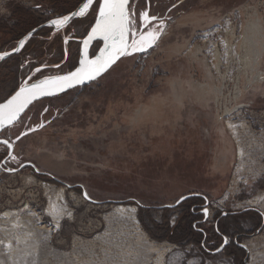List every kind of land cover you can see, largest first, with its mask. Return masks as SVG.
<instances>
[{"label":"rangeland","instance_id":"374dc122","mask_svg":"<svg viewBox=\"0 0 264 264\" xmlns=\"http://www.w3.org/2000/svg\"><path fill=\"white\" fill-rule=\"evenodd\" d=\"M132 5L137 13L147 9L164 20L156 46L124 57L97 82L36 103L1 135L14 142L16 159L7 163L9 169L30 162L52 179L31 169L5 172L0 146V215L20 212L19 227L10 222L2 225L5 233L0 229V264H156L152 242L169 250L165 264H205L211 260L186 242L182 231L185 209L193 201L167 208L192 194L202 196L206 206L208 200L213 219L244 212L238 222L247 235L244 243L251 240L248 264H264V224L259 228L264 219V79L253 83L251 77L248 84L241 65L252 12L264 33V0H134ZM76 6L77 0H0V53H12L0 60V102L29 76L34 81L77 67L91 15L59 31L47 25ZM41 19L44 30L37 22ZM233 28L236 37L228 32ZM33 29L25 47L13 52ZM37 67L41 73H35ZM258 71L264 77V52ZM235 85L240 98H235ZM217 87L223 97L215 93ZM68 185L83 186L100 204L89 203L82 188ZM213 222L204 228L211 232Z\"/></svg>","mask_w":264,"mask_h":264},{"label":"snow or ice","instance_id":"6c2138e0","mask_svg":"<svg viewBox=\"0 0 264 264\" xmlns=\"http://www.w3.org/2000/svg\"><path fill=\"white\" fill-rule=\"evenodd\" d=\"M89 15L92 17V22L89 23L90 31L86 30L85 38L82 40V48L78 50V66L63 75L45 76L43 79L34 81L33 77L29 76L28 80L19 85L15 94L0 102V129L12 126L28 105L37 98L58 95L76 86L90 83L112 68L121 57L147 52L156 46L165 26L162 18L150 15L147 9L137 13L130 0H96L95 5L94 0H77L75 10L69 14L49 19L47 25L50 29L55 28L59 31L68 26L75 18H87ZM33 32L35 29L20 39L18 46L14 47L12 51H21L25 47L26 41L32 37ZM93 41H102L103 47L90 55L89 46ZM64 42L68 43L67 37ZM11 54L7 51L0 53V60H4ZM41 71V68H35V73H41ZM19 139L18 135L17 140ZM0 145H3L8 157L16 159L13 155L14 142L3 139L0 140ZM8 170L14 171V169ZM84 196L90 199L86 192ZM186 199L188 197L181 196L175 205H167V207H175ZM193 211L197 210L193 209ZM198 211L207 220L208 207L202 205ZM68 215L70 216L71 213ZM214 231L220 234L222 239L220 245L212 253L213 255L222 253L230 244L229 236L221 232L219 226H216Z\"/></svg>","mask_w":264,"mask_h":264},{"label":"bare ground","instance_id":"6f19581e","mask_svg":"<svg viewBox=\"0 0 264 264\" xmlns=\"http://www.w3.org/2000/svg\"><path fill=\"white\" fill-rule=\"evenodd\" d=\"M228 32L230 33V35L232 34L234 37L237 36L235 31H234V28L233 29H229ZM204 36H206V35H204ZM242 48L245 51V53H244V55H243V57L241 59V63H242L241 65H242V67L244 69L243 70V75H244V77L247 78L248 84L251 81V77L253 78V80H252L253 83H256L258 81H262L264 79V77H262V78L259 77L260 75H259V71H258V66H259V60L261 59V57L263 55V52H264V33H263V26L261 24V21L258 18L257 13L255 14V12H252V14L248 16V20H247L246 26L244 28V37H243ZM199 53H200V51H197V53L195 54L194 58L199 57ZM215 56H216V60H217V63H218V70L221 71V69H222L221 68L222 61H221V57L219 56V52L218 51H216ZM232 59L235 60L236 59V55H233ZM234 62L237 63V61H234ZM241 65H239L240 68H242ZM214 70H216V69H214ZM218 70H216V71L218 72ZM240 73H242V72L240 71ZM226 77L227 76L224 75L223 82H224ZM238 83L239 82H237V84ZM236 86L237 85H235V87ZM236 88H237V93L235 95V98H240L241 97V91L239 90L238 87H236ZM215 93L217 95L221 96V97L224 96V93H223V90H222L221 87H217L215 89ZM229 113H230V111L227 110V114L226 115H228ZM226 126H227L228 129H230L231 133H233V134L236 133L237 129L233 126L232 122H230L228 120L226 122ZM238 150H239L238 151V157L240 159H242L244 157V154H245L244 148L241 145H239ZM255 203L256 202H251V201L249 202V204H251V205H255ZM50 209L52 210V208H50ZM126 210H127L126 208L123 209V207H122L120 212L123 213ZM19 214H20L19 211L18 212L6 211L2 215H0V229L2 230L3 233L6 232L5 227H2L3 224H7V223H10V222H13L14 227H16V228L19 227L20 222H16L15 221ZM143 235H145V234H143ZM145 237H146L145 241L147 242L148 241L147 240L148 237L146 235L144 236V238ZM5 241H6L5 242V244H6L5 246L10 247L8 239H6ZM148 245H149V250H151L152 252L157 254L156 264H165V257L167 255V253L169 252L167 247L162 245V244H156V243H153V242L152 243H148Z\"/></svg>","mask_w":264,"mask_h":264},{"label":"flooded vegetation","instance_id":"af4514ba","mask_svg":"<svg viewBox=\"0 0 264 264\" xmlns=\"http://www.w3.org/2000/svg\"><path fill=\"white\" fill-rule=\"evenodd\" d=\"M6 158H7V155L4 157V159ZM10 160L11 158L7 161V163ZM27 163H30V162H25V163L20 164L18 168H20L22 165H26ZM4 168L9 169L7 164L4 166ZM25 169L33 170V168L29 165H26L23 171ZM199 209L200 208H198V210ZM208 209L210 208L208 207ZM242 214L244 215V212L243 213H221L220 217H215L213 219L212 215H210L209 213L208 220H211L212 222L214 220V222L210 224L213 227L212 231L209 232L207 229L204 228L208 220L205 221V219L203 218V214L200 211H198L195 215L196 219L198 218V220H196V222L193 224L195 237H193L192 235L189 236L187 234L186 242H189L190 244L198 245L200 247V249L203 251L202 255L205 257V259L208 258L211 260V261H208L206 259L205 264H248L249 253L247 249L249 247L247 243L251 240H249L246 244L244 243L245 237H247V235L244 232V230H242L239 227V222H238L240 220L239 217ZM263 224H264V219L260 221L259 228H261ZM216 226H219L221 232L229 236L230 244L226 247V250L223 251L222 253L213 255L212 253L214 252L215 248L218 245H220L221 239H222L220 234L214 231V228ZM245 247L247 249H245Z\"/></svg>","mask_w":264,"mask_h":264},{"label":"water","instance_id":"95a60500","mask_svg":"<svg viewBox=\"0 0 264 264\" xmlns=\"http://www.w3.org/2000/svg\"><path fill=\"white\" fill-rule=\"evenodd\" d=\"M134 0H130V3H132ZM90 31V30H89ZM85 38V37H84ZM96 44H100L101 46L100 47H103V42L102 41H93L91 44H90V46H89V53H90V55L92 54V52H93V49H94V47H95V45ZM80 48H82V42H81V46H80ZM124 57H121L113 66H112V68L120 61V60H122ZM77 66H78V63H77ZM112 68H110L106 73H104L101 77H99V78H97L96 80H94V81H92V82H90V83H85V84H83V85H79V86H76V87H74V88H72V89H69V90H67V92H63V93H60V94H58V95H50V96H44V97H40V98H37L36 100H34V101H32V103H30L29 105H28V107L24 110V112H22L21 114H20V117L17 119V121L12 125V126H10V127H6V128H4V129H0V140H3L4 138H1V135L3 134V132H5L6 130H8V129H10V128H12V127H14L19 121H20V119L23 117V115L32 107V106H34L36 103H38V102H41V101H45V100H51V99H55V98H60V97H62V96H64V95H67L68 93H70V92H72V91H74V90H77V89H81V88H84V87H86V86H88V85H90V84H92V83H94V82H97L98 80H100L101 78H103L106 74H108V72L112 69ZM13 94H15V92L13 93ZM12 94V95H13ZM1 146V145H0ZM13 153H14V149H13ZM10 159V157H8L7 156V158L6 159H4L3 161H2V164H1V169H3L5 172H7V173H9V174H14V175H16V174H20L22 171H23V169L25 168V166L26 165H29V166H31L32 168H33V170H34V172L37 174V175H40V174H43L42 172H40L38 169H37V167L34 165V164H31V163H27L26 165H22L20 168H18V169H14V171H9L8 169H5L4 168V166L7 164V161ZM44 174H46V173H44ZM49 175V174H48ZM51 176V175H50ZM55 181L57 180L56 178H53ZM82 188L83 190H82V196L84 197V199L86 200V201H88L89 203H91V204H94V205H98V204H100V203H98V202H96V201H94V200H92V199H88V198H85V196H84V193L86 192V190L83 188V186H81V185H76V186H67V188L68 189H73V188ZM87 193V192H86ZM186 197H188V199H186V200H184L181 204H183L184 202H186V201H188V200H190V199H193V198H197V197H202V196H200V195H198V194H192V195H188V196H186ZM181 204H179V205H176L175 207H167L168 209H171V210H173V209H176L178 206H180ZM207 207H209V202H208V200H207ZM208 218H209V216H208ZM208 218H207V220H208ZM207 220H205V221H207ZM245 249H247L246 247H245Z\"/></svg>","mask_w":264,"mask_h":264},{"label":"trees","instance_id":"16d2710c","mask_svg":"<svg viewBox=\"0 0 264 264\" xmlns=\"http://www.w3.org/2000/svg\"><path fill=\"white\" fill-rule=\"evenodd\" d=\"M134 2V1H133ZM132 2V3H133ZM55 6V5H54ZM55 8H57V6H55ZM55 13H59V11L57 12V10L55 11ZM37 22H41L40 23V26L42 25V29L41 30H44V27L46 25L45 21H43L42 19L37 21ZM36 23V22H35ZM29 28V26L27 25L25 27V29L23 30L22 33H24L25 31H27L26 29ZM37 175V174H36ZM38 177L40 178H43V177H46V178H51L52 179V176L48 175V174H40V175H37ZM55 181V180H53ZM78 190H80L79 188H77ZM193 201V204L189 205L185 211H187V217L185 219V223H186V228H182V231H184V233L188 234L189 236H193L195 237L194 235V228H193V224L195 223L196 221V213L198 212V208H201L202 205L205 204V200L202 198V197H197V198H193V199H190ZM188 200V201H190ZM186 201V202H188ZM199 202V204H198ZM200 203H202V205H200ZM193 209H196L197 211H193Z\"/></svg>","mask_w":264,"mask_h":264},{"label":"built area","instance_id":"2783aa9c","mask_svg":"<svg viewBox=\"0 0 264 264\" xmlns=\"http://www.w3.org/2000/svg\"><path fill=\"white\" fill-rule=\"evenodd\" d=\"M230 82H231V81H230ZM233 82H234V80H233ZM233 82H231V84H230V85H232V83H233ZM232 88H233V87H232Z\"/></svg>","mask_w":264,"mask_h":264}]
</instances>
